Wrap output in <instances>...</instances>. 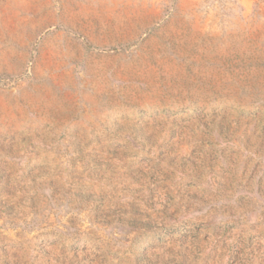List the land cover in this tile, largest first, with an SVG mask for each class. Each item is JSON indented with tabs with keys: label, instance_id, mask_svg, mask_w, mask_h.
<instances>
[{
	"label": "rangeland",
	"instance_id": "rangeland-1",
	"mask_svg": "<svg viewBox=\"0 0 264 264\" xmlns=\"http://www.w3.org/2000/svg\"><path fill=\"white\" fill-rule=\"evenodd\" d=\"M0 264H264V0H0Z\"/></svg>",
	"mask_w": 264,
	"mask_h": 264
}]
</instances>
